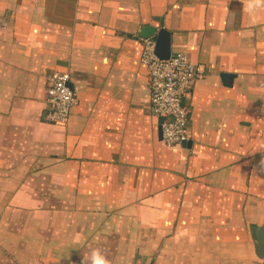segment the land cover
Segmentation results:
<instances>
[{
    "label": "crops",
    "instance_id": "0c3cea01",
    "mask_svg": "<svg viewBox=\"0 0 264 264\" xmlns=\"http://www.w3.org/2000/svg\"><path fill=\"white\" fill-rule=\"evenodd\" d=\"M205 72L165 147L145 26ZM78 103L47 119V76ZM223 74L233 76L227 85ZM264 0H0V264H264Z\"/></svg>",
    "mask_w": 264,
    "mask_h": 264
},
{
    "label": "built area",
    "instance_id": "2783aa9c",
    "mask_svg": "<svg viewBox=\"0 0 264 264\" xmlns=\"http://www.w3.org/2000/svg\"><path fill=\"white\" fill-rule=\"evenodd\" d=\"M141 63L149 78L151 112L163 118L162 140L167 148L183 146L189 141L188 115L184 100L197 81L205 76L199 67L190 64L188 55L174 53L168 60L156 54L153 38H141ZM71 76L66 72H52L47 76V119L51 124L65 126L78 100L69 87Z\"/></svg>",
    "mask_w": 264,
    "mask_h": 264
},
{
    "label": "water",
    "instance_id": "95a60500",
    "mask_svg": "<svg viewBox=\"0 0 264 264\" xmlns=\"http://www.w3.org/2000/svg\"><path fill=\"white\" fill-rule=\"evenodd\" d=\"M156 22L161 21L159 19ZM161 28L155 26H145L141 31V37L144 39L153 38L156 42V54L162 60H168L172 56V34L164 27L163 21L160 24ZM223 79L226 86L231 85L232 75L223 74ZM69 87L73 90L70 83ZM163 118H159V139L162 140V124ZM191 142H185L183 146H190ZM252 238L255 243L256 254L259 259L264 260V225L261 227L253 226L251 229Z\"/></svg>",
    "mask_w": 264,
    "mask_h": 264
},
{
    "label": "clouds",
    "instance_id": "9594fccd",
    "mask_svg": "<svg viewBox=\"0 0 264 264\" xmlns=\"http://www.w3.org/2000/svg\"><path fill=\"white\" fill-rule=\"evenodd\" d=\"M85 260H90V264H109L108 259L102 254L99 248L92 249L90 256H86Z\"/></svg>",
    "mask_w": 264,
    "mask_h": 264
},
{
    "label": "rangeland",
    "instance_id": "374dc122",
    "mask_svg": "<svg viewBox=\"0 0 264 264\" xmlns=\"http://www.w3.org/2000/svg\"><path fill=\"white\" fill-rule=\"evenodd\" d=\"M1 264H10L9 263V259L8 258H6V259L3 258Z\"/></svg>",
    "mask_w": 264,
    "mask_h": 264
}]
</instances>
